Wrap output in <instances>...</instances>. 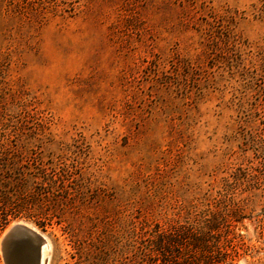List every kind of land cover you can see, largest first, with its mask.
I'll use <instances>...</instances> for the list:
<instances>
[{"label": "rangeland", "instance_id": "rangeland-1", "mask_svg": "<svg viewBox=\"0 0 264 264\" xmlns=\"http://www.w3.org/2000/svg\"><path fill=\"white\" fill-rule=\"evenodd\" d=\"M57 1L0 0V144L62 155L79 196L70 233L0 238L25 222L48 264H117L154 195L264 193V0Z\"/></svg>", "mask_w": 264, "mask_h": 264}, {"label": "trees", "instance_id": "trees-1", "mask_svg": "<svg viewBox=\"0 0 264 264\" xmlns=\"http://www.w3.org/2000/svg\"><path fill=\"white\" fill-rule=\"evenodd\" d=\"M62 4L52 0L53 10ZM74 8L70 3L62 10ZM261 71L264 77V62ZM17 139L13 134L0 144V230L11 219L24 218L42 230L60 224L70 233L63 215L74 208L80 191L73 165L62 155L53 158L38 145H20ZM255 190L233 176L215 193L154 195L149 211L131 215L129 257L117 264L263 262L264 193Z\"/></svg>", "mask_w": 264, "mask_h": 264}, {"label": "water", "instance_id": "water-1", "mask_svg": "<svg viewBox=\"0 0 264 264\" xmlns=\"http://www.w3.org/2000/svg\"><path fill=\"white\" fill-rule=\"evenodd\" d=\"M49 242L43 231L25 222H14L0 238L5 264H48L51 249L46 250L43 259L42 252Z\"/></svg>", "mask_w": 264, "mask_h": 264}, {"label": "bare ground", "instance_id": "bare-ground-1", "mask_svg": "<svg viewBox=\"0 0 264 264\" xmlns=\"http://www.w3.org/2000/svg\"><path fill=\"white\" fill-rule=\"evenodd\" d=\"M34 227V226H33ZM45 247V246H44ZM44 247H43V252H42V259L45 257V255H46V250H50L51 249V243L49 242V243H47V245H46V248L44 249Z\"/></svg>", "mask_w": 264, "mask_h": 264}]
</instances>
